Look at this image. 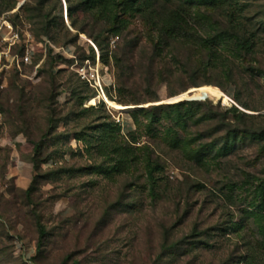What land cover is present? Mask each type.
I'll return each mask as SVG.
<instances>
[{
    "label": "rangeland",
    "instance_id": "374dc122",
    "mask_svg": "<svg viewBox=\"0 0 264 264\" xmlns=\"http://www.w3.org/2000/svg\"><path fill=\"white\" fill-rule=\"evenodd\" d=\"M178 3L0 0V264H264V0L191 10L219 49L152 25Z\"/></svg>",
    "mask_w": 264,
    "mask_h": 264
},
{
    "label": "trees",
    "instance_id": "16d2710c",
    "mask_svg": "<svg viewBox=\"0 0 264 264\" xmlns=\"http://www.w3.org/2000/svg\"><path fill=\"white\" fill-rule=\"evenodd\" d=\"M130 1V0H128ZM171 1V0H164ZM179 3L177 6L171 10H168L163 13L156 14L155 17L151 16L150 20L152 25L156 26L159 29L161 35H163L168 40H173L187 46H203L208 48H218L220 44L218 40L209 34L207 30H198L192 24L195 21L196 23H201L205 25L201 20L193 19L191 10L197 6L210 8V9H221L224 7H230L233 4V0H177ZM243 48L250 49L249 42L244 41L241 44ZM237 112V110H234ZM242 117H245L244 114H240ZM239 115V116H240ZM247 132V131H244ZM259 138H264V132L258 135ZM129 152V151H128ZM32 162L35 166L36 172L40 170L42 157L41 146H35L33 151ZM128 165L125 161H121L118 165V173H124ZM161 173L159 166L156 163H150L148 165V178L151 185V192L153 197H157L159 180L158 174ZM34 189L30 188L28 191H25L27 197H31ZM258 192V206H257V219L261 223L260 233L262 236V242L258 244L257 249L264 253V180L260 182L257 188ZM37 228L39 231V241H38V252L42 253L45 246L46 237L48 232L46 227L39 221L37 222ZM176 246H173L175 248ZM164 253L169 251L170 248L163 246ZM264 255V254H263ZM69 258L66 259L68 261ZM243 264H247L244 262Z\"/></svg>",
    "mask_w": 264,
    "mask_h": 264
},
{
    "label": "built area",
    "instance_id": "2783aa9c",
    "mask_svg": "<svg viewBox=\"0 0 264 264\" xmlns=\"http://www.w3.org/2000/svg\"><path fill=\"white\" fill-rule=\"evenodd\" d=\"M18 39V36L16 35V34H14V36L12 37V39L10 40V44H15L16 43V40ZM8 43V42H7ZM28 59H29V57L28 56H26V58L24 59L25 60V62H28ZM77 73H78V75H79V77L83 80V81H88L89 82V80H88V76H87V71H86V68L85 67H81V68H79L78 70H77ZM89 83H91V82H89ZM94 88L98 91V90H100L99 92H101V95H106L105 93H104V91H103V87H102V85H101V82H100V80L99 81H95V86H94ZM229 99V98H228ZM105 102V101H104ZM229 102H232L230 99H229ZM121 122L119 121V123L118 124H120ZM121 125V124H120ZM122 126V125H121Z\"/></svg>",
    "mask_w": 264,
    "mask_h": 264
},
{
    "label": "bare ground",
    "instance_id": "6f19581e",
    "mask_svg": "<svg viewBox=\"0 0 264 264\" xmlns=\"http://www.w3.org/2000/svg\"><path fill=\"white\" fill-rule=\"evenodd\" d=\"M104 101L107 103V105L109 106V108L111 110L116 111L118 113H124V112H127V111H131L133 109V107H125V106L116 104L114 102H111L106 97H104Z\"/></svg>",
    "mask_w": 264,
    "mask_h": 264
}]
</instances>
